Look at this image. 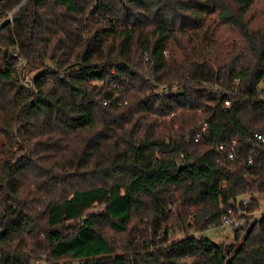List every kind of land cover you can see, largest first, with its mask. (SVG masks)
I'll list each match as a JSON object with an SVG mask.
<instances>
[{
    "label": "trees",
    "instance_id": "obj_1",
    "mask_svg": "<svg viewBox=\"0 0 264 264\" xmlns=\"http://www.w3.org/2000/svg\"><path fill=\"white\" fill-rule=\"evenodd\" d=\"M262 82L264 0H27L0 28V264H264ZM228 208L254 221L215 242Z\"/></svg>",
    "mask_w": 264,
    "mask_h": 264
},
{
    "label": "built area",
    "instance_id": "obj_2",
    "mask_svg": "<svg viewBox=\"0 0 264 264\" xmlns=\"http://www.w3.org/2000/svg\"><path fill=\"white\" fill-rule=\"evenodd\" d=\"M27 2V0H23L21 1L18 5H16L13 9H11L10 11H8L4 16L1 17L0 19V28L5 24V23H11L14 19V16L16 15V13L25 5V3ZM2 3V0H0V5ZM165 55L168 56L169 53L167 51H164ZM14 55H18V52L15 51L13 52ZM146 58H148V54H146ZM23 60H21V63H22ZM20 63V64H21ZM238 81V80H237ZM149 84L154 87V90L157 94V96L159 98H162L163 95L165 94V92L167 91L166 87L164 86H159V84L153 80V79H150L149 80ZM213 89L216 90V91H224L225 88H223L222 85H219V84H214L213 85ZM230 92V90L226 89L225 93L228 94ZM119 91L116 90L115 91V95H118ZM257 93H258V98L260 100H264V82H262V84L259 86L258 90H257ZM230 101L228 99L225 100L224 102V110H228V107L230 106ZM208 127V123L206 121L204 122H201V124L199 125V130L197 131L196 133V137H195V142H198L200 140V138L203 136V132L206 131ZM260 139H262V141L264 142V136L263 135H260L259 136ZM237 141L236 139H232L231 143L230 144H219L217 147H218V150L220 151H228V158L231 159V158H234L236 156V151L234 150V146L236 145ZM253 163V157L250 156L249 159H248V164H252ZM247 204V201L245 202ZM239 213L240 212H237L236 210H234V208H228L226 209L224 215H223V218H224V226L226 227H232V228H242L244 230L248 229L249 226H250V223H252L254 221V219H252L250 221V223H248V221L244 218H241L239 216ZM39 263V260H36V263L37 264Z\"/></svg>",
    "mask_w": 264,
    "mask_h": 264
},
{
    "label": "rangeland",
    "instance_id": "obj_3",
    "mask_svg": "<svg viewBox=\"0 0 264 264\" xmlns=\"http://www.w3.org/2000/svg\"><path fill=\"white\" fill-rule=\"evenodd\" d=\"M35 73L33 71H30L28 74V78L30 79L32 76H34ZM104 205L100 204L95 206L94 208L90 209L89 212H99ZM264 216V206L260 208L255 213V217H262ZM205 234L214 240L215 242H227V243H234L235 241V234H233V229L231 227H223V228H210L206 230ZM179 235V234H178ZM36 263V261H35Z\"/></svg>",
    "mask_w": 264,
    "mask_h": 264
}]
</instances>
